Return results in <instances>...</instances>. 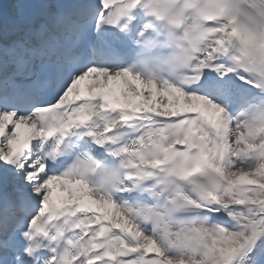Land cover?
<instances>
[{
    "label": "snow or ice",
    "instance_id": "6c2138e0",
    "mask_svg": "<svg viewBox=\"0 0 264 264\" xmlns=\"http://www.w3.org/2000/svg\"><path fill=\"white\" fill-rule=\"evenodd\" d=\"M0 264H264V0H0Z\"/></svg>",
    "mask_w": 264,
    "mask_h": 264
}]
</instances>
